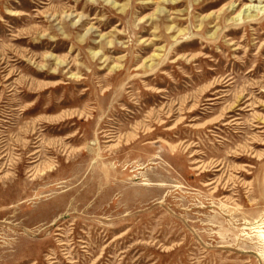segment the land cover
I'll return each instance as SVG.
<instances>
[{"label": "rangeland", "instance_id": "obj_1", "mask_svg": "<svg viewBox=\"0 0 264 264\" xmlns=\"http://www.w3.org/2000/svg\"><path fill=\"white\" fill-rule=\"evenodd\" d=\"M253 4L0 0V264H264Z\"/></svg>", "mask_w": 264, "mask_h": 264}, {"label": "bare ground", "instance_id": "obj_2", "mask_svg": "<svg viewBox=\"0 0 264 264\" xmlns=\"http://www.w3.org/2000/svg\"><path fill=\"white\" fill-rule=\"evenodd\" d=\"M250 1L264 2V0H250ZM215 4H218V2H216ZM215 4H210V6H214ZM231 6H233V5L231 4L230 6H228V8H230ZM206 8H209V7L205 6L203 9H206ZM232 9H234V8H232ZM245 11L247 13L246 15H245V12H241L240 11L237 16H234L233 18H231L227 22V24L225 25V27L223 29H222V27L221 28L220 27H217L216 30L213 33H211V34H209L207 36H202L200 34V32H188V34H186L187 32L180 31L179 33L182 34V36H180V38L183 41L181 43H179V41L181 39L179 38V36H177V37L174 38V42L175 43H177V42L179 43L176 46H181L183 43H186L187 44V42H193L195 39H197L199 37L200 38L205 37L206 40L210 39V42H212V41H214L217 38V36L219 34H223V33L229 32V31L232 32L233 29H238V28L244 27L247 23H253V22H255L257 20V15H259L261 13H263V15H264V6H258V5H254V4L253 5H248L247 8L245 9ZM252 11L253 12L256 11L257 14L256 15L253 14ZM162 12H164V10L163 9H160L159 10V13L163 14ZM224 14H225V7L219 9L218 11H216V13L214 15H209V16H207V18L202 19L200 21V24H199V27H200V30L199 31H202L203 30V29H201V27L204 26L205 21H207V20L208 21H213V20L216 21L218 19L219 21H216V24H217V23L220 22V20L222 19L221 17L224 16ZM171 29H172V27H171ZM146 40H149V39H146ZM156 58L157 59H161L159 54L153 53L150 56V58L148 59V61L146 60V63L145 64L142 63L137 68L145 67L146 69L148 68V69H151L152 70L156 65L157 66L159 65V63H156L155 62ZM164 60H165V57L163 58V60H162V62H161L160 65H162V63L164 62ZM148 62H149V64H147ZM117 67L118 66L113 67V68H117ZM108 141H110V140L108 139L107 142ZM38 153H39V150H36L35 152L32 153V155H36ZM35 160H36V158L33 159V161H35ZM215 181L216 180H212L207 185H213L214 183H216ZM261 234H262V232H261Z\"/></svg>", "mask_w": 264, "mask_h": 264}]
</instances>
